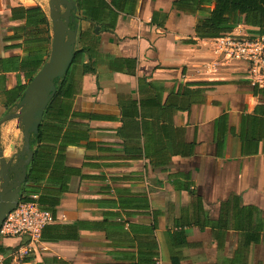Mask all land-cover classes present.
<instances>
[{"label": "crops", "instance_id": "obj_1", "mask_svg": "<svg viewBox=\"0 0 264 264\" xmlns=\"http://www.w3.org/2000/svg\"><path fill=\"white\" fill-rule=\"evenodd\" d=\"M76 2L25 192L54 221L20 264H264V88L199 37L215 3ZM52 28L48 0H0V119L48 61ZM1 135L6 158L22 148L17 120ZM28 241L0 235L6 258Z\"/></svg>", "mask_w": 264, "mask_h": 264}, {"label": "water", "instance_id": "obj_2", "mask_svg": "<svg viewBox=\"0 0 264 264\" xmlns=\"http://www.w3.org/2000/svg\"><path fill=\"white\" fill-rule=\"evenodd\" d=\"M52 21L53 42L48 61L27 86L19 110L0 119V229L6 215L14 210L27 193L34 169L32 138L38 135L45 110L57 92L58 79L64 78L73 61L77 41L78 19L76 0H48ZM17 120L24 143L20 150L11 146L13 154L6 158L2 146L1 126Z\"/></svg>", "mask_w": 264, "mask_h": 264}, {"label": "built area", "instance_id": "obj_3", "mask_svg": "<svg viewBox=\"0 0 264 264\" xmlns=\"http://www.w3.org/2000/svg\"><path fill=\"white\" fill-rule=\"evenodd\" d=\"M238 28V27H237ZM215 52L225 58V65L245 66V78L255 87L264 88V33L251 34L235 32L216 40ZM54 221L51 211L43 209L38 196L33 195L19 202L6 215L0 229L3 237H27V245L11 254L12 260L20 264L29 255L36 243L41 241L43 231ZM0 256V264L4 261ZM23 264V263H21Z\"/></svg>", "mask_w": 264, "mask_h": 264}, {"label": "trees", "instance_id": "obj_4", "mask_svg": "<svg viewBox=\"0 0 264 264\" xmlns=\"http://www.w3.org/2000/svg\"><path fill=\"white\" fill-rule=\"evenodd\" d=\"M181 4L201 7L203 3H215L213 10L209 11V16L202 19L197 26V33L201 38L220 39L232 33L239 25L244 24L252 28L251 34L264 33V0H180ZM47 19L44 16L43 21ZM69 72V71H68ZM65 77V81H66ZM60 79L56 81L58 83ZM58 91L56 96L60 95ZM33 136L32 145L40 136ZM28 196L21 198L27 200ZM16 238V237H5ZM7 248L0 246V253L4 255L2 264H10V258H6Z\"/></svg>", "mask_w": 264, "mask_h": 264}]
</instances>
